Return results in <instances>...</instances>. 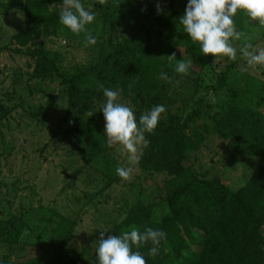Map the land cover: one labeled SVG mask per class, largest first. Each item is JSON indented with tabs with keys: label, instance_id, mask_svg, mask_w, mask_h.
Returning a JSON list of instances; mask_svg holds the SVG:
<instances>
[{
	"label": "trees",
	"instance_id": "trees-1",
	"mask_svg": "<svg viewBox=\"0 0 264 264\" xmlns=\"http://www.w3.org/2000/svg\"><path fill=\"white\" fill-rule=\"evenodd\" d=\"M98 18L108 27L107 36L96 42L93 60L74 72L62 71L61 58L47 51L42 39L49 36L69 38L74 47L85 45L86 33L79 35L59 22L63 0H25L24 28L11 35L9 45L0 46V53L11 51L33 61L30 76L46 81L56 76L67 95V110L63 122L70 125V142L83 156L86 167L99 175L98 193L122 180L116 168L129 167L115 146H107V137L100 127L105 122L100 111L106 102L104 88L119 90L118 98L139 117L156 104L165 106L150 141L140 147L138 167L149 174L164 175V198L149 203L138 200L125 218L106 231V236L121 235L132 227L141 232L146 227L162 230V240L155 257L148 251L151 241L140 248L147 264H264V82L261 97L254 109L229 101L220 111L211 113L195 102L190 111L183 106L172 109L173 98L165 80L174 82L191 76L174 71L176 61L169 62L173 53L170 44L166 54H154L150 19L159 21L166 38L178 33L192 66L203 70L211 65L212 55L204 56L199 44H194L184 32L179 18L183 15L167 6L169 14L157 18V12L145 0H107L104 5L91 0ZM171 3V2H170ZM245 13L238 11L234 22L241 29ZM87 33L88 31L86 25ZM91 34V33H90ZM92 35V34H91ZM179 42V41H178ZM15 45L16 48L10 47ZM176 59L184 60L181 56ZM191 67V66H190ZM167 78L162 79L161 74ZM218 72L216 85L221 88L226 77ZM216 86H214L215 89ZM92 111L93 116L85 113ZM10 108L0 97V122ZM69 121H72L70 124ZM232 140L245 148L254 170L242 187L232 190L220 176L199 175L188 162L208 138ZM1 220L0 242L9 248L18 242L22 228L31 232L40 250L36 258L0 259V264H80L82 253L67 248L75 219L56 212L44 215L33 212L26 221ZM19 226L17 229L14 227ZM97 248V246H96ZM96 248L88 264H98Z\"/></svg>",
	"mask_w": 264,
	"mask_h": 264
},
{
	"label": "rangeland",
	"instance_id": "rangeland-1",
	"mask_svg": "<svg viewBox=\"0 0 264 264\" xmlns=\"http://www.w3.org/2000/svg\"><path fill=\"white\" fill-rule=\"evenodd\" d=\"M81 3L97 15L91 0H81ZM187 3L188 0H145L160 19L169 14V4L174 11L184 14ZM24 5L25 0H0V46L9 45L11 35L24 28ZM157 5L161 9L159 13ZM149 26L157 57L162 58L172 44L176 56L190 61L178 33H173L168 40L165 33L160 34L159 21L150 19ZM87 28L96 42L107 36L109 30L98 18ZM236 30L251 37L254 50L264 48V27L257 21L249 23L246 13L241 29ZM41 42L47 51L61 58L62 71L74 72L76 68L86 66L95 53V44L78 48L69 38L49 36ZM232 43L237 48L235 60L213 57L211 65L203 70L191 65V70L198 74L193 76L189 72L192 80H165L173 98L172 109L183 106L188 112L195 102H199L203 110L208 108L213 114L231 100L255 108L261 97L259 87L264 82V65L248 67L239 52L244 40H233ZM32 66V59L26 56L11 51L0 53V97L10 108L7 118L0 122V221L13 219L20 222L21 215L29 221L33 212L41 215L56 212L75 219L67 248L82 253L80 264H88L101 231L106 232L120 223L138 200L154 203L164 198V175L142 171L137 163L129 162V154L117 145L114 151L133 169L132 175L98 193L99 175L86 167L82 154L70 142V125L63 122L67 95L60 79L53 76L46 81H36L30 76ZM218 72L227 74L221 88L216 85ZM210 93L215 97L214 102L209 99ZM120 101L117 98L118 103L124 104ZM104 125L105 122L100 123L103 131ZM249 160L243 146L232 140L209 137L188 164L199 175L220 176L235 191L244 185L254 170ZM19 230L18 242L12 247L0 242V259L18 256L33 259L40 255L31 232L25 228Z\"/></svg>",
	"mask_w": 264,
	"mask_h": 264
},
{
	"label": "clouds",
	"instance_id": "clouds-1",
	"mask_svg": "<svg viewBox=\"0 0 264 264\" xmlns=\"http://www.w3.org/2000/svg\"><path fill=\"white\" fill-rule=\"evenodd\" d=\"M104 5L107 0H98ZM158 13L161 11L157 5ZM238 11L246 13L248 22L257 21L264 27V0H188L184 14L179 18L184 32L194 44H199V51L204 56H225L236 59L237 48L233 46V40H244L239 52L246 61L248 67L264 65V48L254 50L251 37L243 31H237L234 17ZM95 13L86 10L81 0H63L59 13V22L71 32L86 33L85 45L95 44L96 39L87 33L86 25L95 19ZM168 61H176L174 71L187 75L192 62L176 59V52L167 55ZM166 79V74H161ZM106 102L101 106V112L105 121L104 133L107 137V146H122L129 154L128 159L132 164L140 159V147H147L150 143L145 133H152L157 127L160 116L166 111L162 104L154 105L150 111L142 114L137 121L131 107L117 102L119 90L103 89ZM209 99L214 102L215 97L210 93ZM88 117L94 114L92 111L85 113ZM71 124L72 121H69ZM116 174L124 179H130L133 169L131 167H117ZM101 231L96 240V258L98 264H147L144 255L140 251H134L133 247L140 248L151 241L152 247L148 255L155 257L159 252L162 240L166 239V233L159 229L146 227L143 232L132 227L130 231L117 235H105Z\"/></svg>",
	"mask_w": 264,
	"mask_h": 264
}]
</instances>
